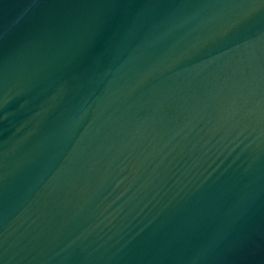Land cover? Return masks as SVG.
Returning a JSON list of instances; mask_svg holds the SVG:
<instances>
[{"label": "water", "instance_id": "water-1", "mask_svg": "<svg viewBox=\"0 0 264 264\" xmlns=\"http://www.w3.org/2000/svg\"><path fill=\"white\" fill-rule=\"evenodd\" d=\"M0 264H264V0H0Z\"/></svg>", "mask_w": 264, "mask_h": 264}]
</instances>
